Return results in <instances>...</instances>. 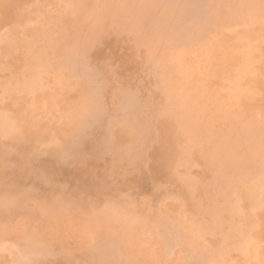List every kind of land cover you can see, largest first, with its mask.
<instances>
[{
	"label": "rangeland",
	"instance_id": "1",
	"mask_svg": "<svg viewBox=\"0 0 264 264\" xmlns=\"http://www.w3.org/2000/svg\"><path fill=\"white\" fill-rule=\"evenodd\" d=\"M0 264H264V0H0Z\"/></svg>",
	"mask_w": 264,
	"mask_h": 264
},
{
	"label": "bare ground",
	"instance_id": "2",
	"mask_svg": "<svg viewBox=\"0 0 264 264\" xmlns=\"http://www.w3.org/2000/svg\"><path fill=\"white\" fill-rule=\"evenodd\" d=\"M82 31H83V30H82ZM22 76H23V75H22ZM77 94H78V93H77ZM141 114H142V113H141ZM141 114H140V116H142Z\"/></svg>",
	"mask_w": 264,
	"mask_h": 264
}]
</instances>
